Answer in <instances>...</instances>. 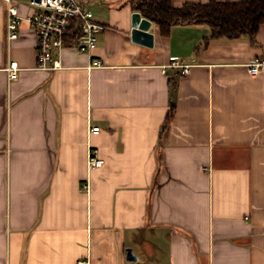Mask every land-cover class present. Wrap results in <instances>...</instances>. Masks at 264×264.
Wrapping results in <instances>:
<instances>
[{"label": "crops", "instance_id": "obj_1", "mask_svg": "<svg viewBox=\"0 0 264 264\" xmlns=\"http://www.w3.org/2000/svg\"><path fill=\"white\" fill-rule=\"evenodd\" d=\"M91 10L94 53L43 72L26 23L7 44L0 1V264H264V74L248 72L264 25L204 47L206 25L134 40L131 0Z\"/></svg>", "mask_w": 264, "mask_h": 264}, {"label": "built area", "instance_id": "obj_2", "mask_svg": "<svg viewBox=\"0 0 264 264\" xmlns=\"http://www.w3.org/2000/svg\"><path fill=\"white\" fill-rule=\"evenodd\" d=\"M6 7V35L10 46L20 38V29L26 23L37 39V70L53 72L62 68L60 53L67 47H74L81 54L91 55L97 49L103 27L94 21L91 5L102 0H0ZM101 61H95L89 70L103 68ZM189 73L186 65L174 64ZM9 81H16L20 68L10 61L5 70ZM252 77L264 74V60L248 66ZM101 133L99 127H90L89 136ZM105 161L97 149L89 147L87 169L89 172L103 167Z\"/></svg>", "mask_w": 264, "mask_h": 264}, {"label": "trees", "instance_id": "obj_3", "mask_svg": "<svg viewBox=\"0 0 264 264\" xmlns=\"http://www.w3.org/2000/svg\"><path fill=\"white\" fill-rule=\"evenodd\" d=\"M131 4L134 11L158 24L163 35H168L175 25L208 26L212 35L204 47L214 40L254 38L264 25V0L186 4L180 9L173 7L172 0H131Z\"/></svg>", "mask_w": 264, "mask_h": 264}, {"label": "water", "instance_id": "obj_4", "mask_svg": "<svg viewBox=\"0 0 264 264\" xmlns=\"http://www.w3.org/2000/svg\"><path fill=\"white\" fill-rule=\"evenodd\" d=\"M152 23L147 20L142 18V15L140 13H135L133 15V38L134 40H140V38L143 37H150L147 32H149L151 28ZM129 256H131V251H129Z\"/></svg>", "mask_w": 264, "mask_h": 264}]
</instances>
